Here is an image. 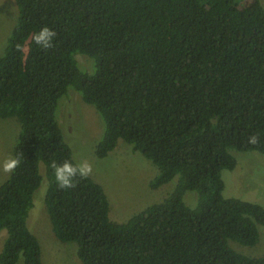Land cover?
<instances>
[{"label": "trees", "instance_id": "obj_1", "mask_svg": "<svg viewBox=\"0 0 264 264\" xmlns=\"http://www.w3.org/2000/svg\"><path fill=\"white\" fill-rule=\"evenodd\" d=\"M18 19L0 56V118H16L20 166L0 186V264H44L29 221L37 192L61 243L82 264H264L255 246L264 207L225 198L231 150L264 156V6L260 0H16ZM44 26L54 47L32 40ZM22 51H17V45ZM93 60V71L76 59ZM71 90L104 123L97 158L123 140L158 168L153 190H175L118 223L91 175L57 186L52 161L77 162L58 120ZM62 101V102H61ZM260 137L258 145L248 137ZM197 193L195 207L185 202Z\"/></svg>", "mask_w": 264, "mask_h": 264}, {"label": "rangeland", "instance_id": "obj_2", "mask_svg": "<svg viewBox=\"0 0 264 264\" xmlns=\"http://www.w3.org/2000/svg\"><path fill=\"white\" fill-rule=\"evenodd\" d=\"M264 6V0H260ZM19 11L16 0H0V56L3 54L11 32L17 23ZM79 64L92 72L94 62L83 55L76 56ZM62 102V101H61ZM58 120L66 141L73 148V156L87 160L93 168L91 176L101 184L109 198L110 218L114 222L124 223L147 207L163 202L176 188L177 178L169 184L153 190L151 181L158 175V168L123 140L106 158L99 159L95 154L96 146L104 132V123L91 105L86 104L82 96L71 90L58 110ZM21 125L16 118H0V163L8 156H14V147L18 142ZM237 160V167L224 170L225 198H239L260 204L264 207V156L258 152H230ZM11 174L0 170V186ZM47 184L43 183L35 198V207L29 218L32 232L38 237L44 264H82L77 256V244L61 243L52 231L45 208ZM196 192L188 191L186 204L196 206ZM260 241L249 247L231 242V247L246 256H264V227L259 226ZM6 234L0 233V252ZM23 264L21 260L20 263Z\"/></svg>", "mask_w": 264, "mask_h": 264}, {"label": "clouds", "instance_id": "obj_3", "mask_svg": "<svg viewBox=\"0 0 264 264\" xmlns=\"http://www.w3.org/2000/svg\"><path fill=\"white\" fill-rule=\"evenodd\" d=\"M57 33L48 26H44L37 33L33 34L32 40L43 50H49L54 47V38ZM17 51H22V46H16ZM248 144L258 145L260 143V137L253 134L248 137ZM21 158L17 156H8L0 163V170L5 174H14L15 170L20 166ZM51 168L53 169V175L57 186L60 189L68 190L76 187L75 180L77 177L81 179H87L93 172L92 165L87 160H79L73 162V160H65L62 163L52 161Z\"/></svg>", "mask_w": 264, "mask_h": 264}]
</instances>
